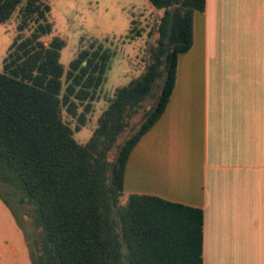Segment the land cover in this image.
<instances>
[{
    "label": "trees",
    "instance_id": "1",
    "mask_svg": "<svg viewBox=\"0 0 264 264\" xmlns=\"http://www.w3.org/2000/svg\"><path fill=\"white\" fill-rule=\"evenodd\" d=\"M147 2L161 15L144 70L115 90L80 144L73 133L86 123L112 53L92 44L65 69L64 40L42 41L52 32L47 0H0V23L19 10L18 32L32 27L0 72V181L32 207L33 264H202L201 210L123 191L128 156L164 112L178 55L192 45L193 15L205 6Z\"/></svg>",
    "mask_w": 264,
    "mask_h": 264
},
{
    "label": "crops",
    "instance_id": "2",
    "mask_svg": "<svg viewBox=\"0 0 264 264\" xmlns=\"http://www.w3.org/2000/svg\"><path fill=\"white\" fill-rule=\"evenodd\" d=\"M123 191L201 210L202 264H264V0H205L194 13Z\"/></svg>",
    "mask_w": 264,
    "mask_h": 264
},
{
    "label": "rangeland",
    "instance_id": "3",
    "mask_svg": "<svg viewBox=\"0 0 264 264\" xmlns=\"http://www.w3.org/2000/svg\"><path fill=\"white\" fill-rule=\"evenodd\" d=\"M47 4L52 32L42 41L47 44L54 36L64 40L60 62L65 69L79 51L92 44L112 53L104 83L92 102L86 123L73 133L78 143L85 144L115 90L142 74L149 45L157 37L161 12L154 10L147 0H47ZM19 21L17 10L7 22L0 23V72L12 43L31 32L32 27L20 34ZM150 103L147 101L145 107ZM64 121L74 129L76 121L65 113ZM31 213V205L21 194L0 181V264H33L38 229L29 217Z\"/></svg>",
    "mask_w": 264,
    "mask_h": 264
}]
</instances>
